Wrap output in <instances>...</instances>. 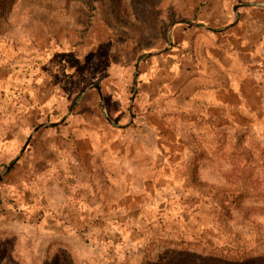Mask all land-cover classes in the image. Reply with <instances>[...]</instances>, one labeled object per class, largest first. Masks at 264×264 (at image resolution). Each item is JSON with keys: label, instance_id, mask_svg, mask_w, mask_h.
<instances>
[{"label": "rangeland", "instance_id": "rangeland-1", "mask_svg": "<svg viewBox=\"0 0 264 264\" xmlns=\"http://www.w3.org/2000/svg\"><path fill=\"white\" fill-rule=\"evenodd\" d=\"M232 152L264 159V0H0V264L264 250Z\"/></svg>", "mask_w": 264, "mask_h": 264}, {"label": "trees", "instance_id": "trees-1", "mask_svg": "<svg viewBox=\"0 0 264 264\" xmlns=\"http://www.w3.org/2000/svg\"><path fill=\"white\" fill-rule=\"evenodd\" d=\"M231 153L232 167L223 175L231 189L222 196L229 205H238L246 198L261 200L264 209V159ZM171 264H264V250L235 244L210 246L201 241L177 242L172 252Z\"/></svg>", "mask_w": 264, "mask_h": 264}]
</instances>
